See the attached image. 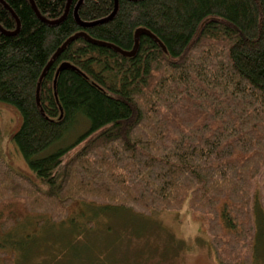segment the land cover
Here are the masks:
<instances>
[{
	"label": "trees",
	"instance_id": "1",
	"mask_svg": "<svg viewBox=\"0 0 264 264\" xmlns=\"http://www.w3.org/2000/svg\"><path fill=\"white\" fill-rule=\"evenodd\" d=\"M138 29L166 52L149 35L133 57L113 48L132 51ZM77 34L87 38L53 61L38 103L44 69ZM0 102L22 116L13 142L37 178L0 149V208L20 203L58 225L75 204L147 215L188 202L219 263H255L264 0H0ZM80 122L87 129L65 144Z\"/></svg>",
	"mask_w": 264,
	"mask_h": 264
},
{
	"label": "rangeland",
	"instance_id": "2",
	"mask_svg": "<svg viewBox=\"0 0 264 264\" xmlns=\"http://www.w3.org/2000/svg\"><path fill=\"white\" fill-rule=\"evenodd\" d=\"M21 124L20 112L0 102L2 154L15 170L37 180L13 142ZM87 127L80 122L64 143H72ZM58 149L51 147L43 154ZM10 214L20 219L9 232L0 230V264H221L213 255L202 221L190 212L188 202L178 211H152L147 215L75 204L69 218L58 225L44 215L24 211L20 203L0 208V223ZM257 247L254 264H264L261 222Z\"/></svg>",
	"mask_w": 264,
	"mask_h": 264
},
{
	"label": "water",
	"instance_id": "3",
	"mask_svg": "<svg viewBox=\"0 0 264 264\" xmlns=\"http://www.w3.org/2000/svg\"><path fill=\"white\" fill-rule=\"evenodd\" d=\"M69 7H70V2H69V5H68V8H67V11H66V14L68 13V10H69ZM65 14V16H66ZM142 35H149L151 36L152 38H154L160 45L161 47L163 48V50L166 52V49L165 47L163 46V44L156 38L154 37L149 31L145 30V29H138L135 33V46L133 48L132 51H129V52H126V51H123L117 47H113L117 52L121 53L123 56L125 57H133L136 55L138 49H139V41H140V37ZM79 37H85L87 38L85 35L83 34H77V35H74L73 37L69 38L65 43L64 45L57 51V53L54 55L52 61H50V63L47 65V67L44 69L41 77H40V80H39V84H38V88H37V101L38 103L40 102V98H39V94H40V88H41V84H42V81L43 79L45 78L46 76V73L48 72L49 68L51 67L53 61L61 54L62 51L65 50V48L71 43L73 42L74 40H76L77 38ZM91 42H93L92 40H90ZM96 43V42H95ZM105 45V44H104ZM111 47V46H110ZM70 68V66L66 63L62 64L61 67L58 69L57 71V74H56V81H57V78L59 76V74L63 71V70H66ZM56 81H55V85H56Z\"/></svg>",
	"mask_w": 264,
	"mask_h": 264
}]
</instances>
